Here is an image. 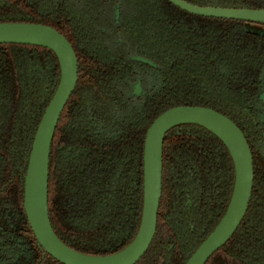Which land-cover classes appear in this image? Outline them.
Here are the masks:
<instances>
[{
  "label": "trees",
  "instance_id": "16d2710c",
  "mask_svg": "<svg viewBox=\"0 0 264 264\" xmlns=\"http://www.w3.org/2000/svg\"><path fill=\"white\" fill-rule=\"evenodd\" d=\"M184 1L264 10V0ZM0 23L51 27L78 59L49 166V216L62 242L91 256L126 248L142 218L150 126L169 109L200 106L243 131L254 162L247 214L207 264H264V24L196 16L168 0H0ZM139 74L160 85L134 106ZM60 76L51 50L0 45V264H61L39 246L24 209L34 137ZM234 182L232 158L215 135L197 125L171 130L157 232L137 264H186L226 213Z\"/></svg>",
  "mask_w": 264,
  "mask_h": 264
},
{
  "label": "water",
  "instance_id": "95a60500",
  "mask_svg": "<svg viewBox=\"0 0 264 264\" xmlns=\"http://www.w3.org/2000/svg\"><path fill=\"white\" fill-rule=\"evenodd\" d=\"M189 14L264 24V10L199 7L184 0H168ZM30 45L51 50L60 65L58 87L41 119L29 156L24 184V209L41 246L61 264H137L147 253L157 232L162 198L163 147L176 127L197 125L215 135L227 148L235 182L226 213L186 264H207L243 222L254 186L253 155L243 131L228 117L200 106H179L162 113L150 126L144 143V199L141 223L134 240L123 250L106 256L79 253L56 235L49 216L48 186L52 142L63 111L78 83V59L69 41L51 27L35 23H0V45ZM138 60L151 64L145 59ZM264 101V93L260 95Z\"/></svg>",
  "mask_w": 264,
  "mask_h": 264
},
{
  "label": "flooded vegetation",
  "instance_id": "af4514ba",
  "mask_svg": "<svg viewBox=\"0 0 264 264\" xmlns=\"http://www.w3.org/2000/svg\"><path fill=\"white\" fill-rule=\"evenodd\" d=\"M140 61V60H139ZM142 62V61H141ZM144 63V62H143ZM147 64V63H146ZM151 77L152 78H154L152 75H149V76H147V82H148V84H150V81L152 80L151 79ZM262 81L264 82V75L262 76ZM154 82V81H153ZM143 84L144 85V83H143V81H142V78H141V76H140V74L136 77V80L134 81V82H132V84H131V87H132V90H131V94H132V98H136V99H140V98H142V97H144V95L142 96V94H143V91H140L139 90V88L137 87L139 84ZM262 93H264V89H263V91L261 92V94ZM260 94V95H261ZM260 95H259V102H260V109L263 111V114H261L260 115V117H261V121L264 123V101H261L260 100ZM131 98V99H132ZM134 105V104H133ZM134 106H136V105H134Z\"/></svg>",
  "mask_w": 264,
  "mask_h": 264
},
{
  "label": "rangeland",
  "instance_id": "374dc122",
  "mask_svg": "<svg viewBox=\"0 0 264 264\" xmlns=\"http://www.w3.org/2000/svg\"><path fill=\"white\" fill-rule=\"evenodd\" d=\"M151 79L152 80L150 81V84H148V82H146V83H144V85L140 83L137 86L140 91L144 90L142 96L146 95L149 92L154 91L155 89H157L159 87L160 82L157 79H155V78L151 77ZM131 101H132V104H134L136 106H139L141 104V102H142V98H140V99L139 98L138 99L132 98Z\"/></svg>",
  "mask_w": 264,
  "mask_h": 264
}]
</instances>
